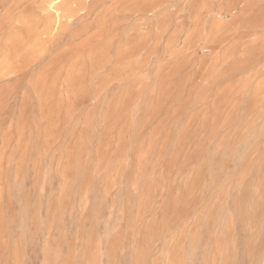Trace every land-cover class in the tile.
Segmentation results:
<instances>
[{
	"label": "rangeland",
	"instance_id": "obj_1",
	"mask_svg": "<svg viewBox=\"0 0 264 264\" xmlns=\"http://www.w3.org/2000/svg\"><path fill=\"white\" fill-rule=\"evenodd\" d=\"M46 1L0 0V264H264V0Z\"/></svg>",
	"mask_w": 264,
	"mask_h": 264
},
{
	"label": "bare ground",
	"instance_id": "obj_2",
	"mask_svg": "<svg viewBox=\"0 0 264 264\" xmlns=\"http://www.w3.org/2000/svg\"><path fill=\"white\" fill-rule=\"evenodd\" d=\"M70 5L71 3L65 2L64 0H47L46 10L54 20V25H58L62 19V6ZM55 32V31H54Z\"/></svg>",
	"mask_w": 264,
	"mask_h": 264
}]
</instances>
